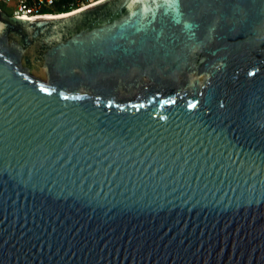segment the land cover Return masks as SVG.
Segmentation results:
<instances>
[{"label":"water","instance_id":"obj_1","mask_svg":"<svg viewBox=\"0 0 264 264\" xmlns=\"http://www.w3.org/2000/svg\"><path fill=\"white\" fill-rule=\"evenodd\" d=\"M0 264H264V0L0 11Z\"/></svg>","mask_w":264,"mask_h":264},{"label":"built area","instance_id":"obj_2","mask_svg":"<svg viewBox=\"0 0 264 264\" xmlns=\"http://www.w3.org/2000/svg\"><path fill=\"white\" fill-rule=\"evenodd\" d=\"M105 0H0V11L20 20H39L81 12ZM2 7L10 10L6 13Z\"/></svg>","mask_w":264,"mask_h":264},{"label":"bare ground","instance_id":"obj_3","mask_svg":"<svg viewBox=\"0 0 264 264\" xmlns=\"http://www.w3.org/2000/svg\"><path fill=\"white\" fill-rule=\"evenodd\" d=\"M76 13H78V12L72 13L71 15H63V16L52 17V18H62V17H68V16H72V15H74V14H76Z\"/></svg>","mask_w":264,"mask_h":264},{"label":"rangeland","instance_id":"obj_4","mask_svg":"<svg viewBox=\"0 0 264 264\" xmlns=\"http://www.w3.org/2000/svg\"><path fill=\"white\" fill-rule=\"evenodd\" d=\"M6 13H10V10L6 7H2Z\"/></svg>","mask_w":264,"mask_h":264}]
</instances>
